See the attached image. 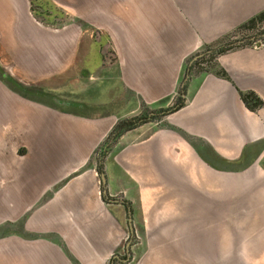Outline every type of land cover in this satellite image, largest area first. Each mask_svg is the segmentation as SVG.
I'll use <instances>...</instances> for the list:
<instances>
[{"label": "crops", "instance_id": "obj_1", "mask_svg": "<svg viewBox=\"0 0 264 264\" xmlns=\"http://www.w3.org/2000/svg\"><path fill=\"white\" fill-rule=\"evenodd\" d=\"M67 5L72 16L105 33L120 85L108 97L117 103L129 96V112L109 114L96 124H72L67 163L31 162L56 205L51 200L26 216L31 201L6 194L12 171L0 167V199L18 207L14 215L7 209L0 213V264H110L121 257L127 237L136 239L131 257L118 264H264V37L218 56L230 80L189 72L205 45L263 13L264 0H71ZM22 14L17 11V24ZM70 40L75 48V37ZM179 90L181 108L119 137L106 174L110 199L102 198L92 169L56 192L64 175L88 163L109 127L144 108L150 116L172 108ZM248 91L263 102L255 112L240 99L239 92ZM20 221L19 230L8 227Z\"/></svg>", "mask_w": 264, "mask_h": 264}, {"label": "rangeland", "instance_id": "obj_2", "mask_svg": "<svg viewBox=\"0 0 264 264\" xmlns=\"http://www.w3.org/2000/svg\"><path fill=\"white\" fill-rule=\"evenodd\" d=\"M70 1L0 0V167L12 171L10 191L6 190V194L31 201L32 209L27 208L26 216L51 200L55 205L57 201L50 193L45 195L47 185L37 180L31 162L41 167H51L54 162L67 163L72 158L71 143L66 142L74 129L72 124L85 120L96 124L109 114L125 117L129 112L126 109L129 96L117 103L108 97L109 93L113 97L120 85H116L113 77L116 72L113 52L106 44L105 33L72 16V5H69L71 12L67 7ZM18 10L24 12L19 24ZM72 37L76 39L75 48ZM135 116L122 118L109 127L102 141L92 149L88 163L74 175L66 174L64 179L60 175L64 182L62 187L55 188L56 192L66 187L70 179L92 169L102 198L110 199L107 182V193L103 195L100 174L108 175L118 148L116 143L128 131L117 126ZM42 192L44 199L38 196ZM58 195L63 200L62 194ZM16 204L1 197L0 213L7 209L10 215L16 214ZM22 224L23 221L10 222L8 227L19 230ZM128 239L120 249L122 255Z\"/></svg>", "mask_w": 264, "mask_h": 264}, {"label": "trees", "instance_id": "obj_3", "mask_svg": "<svg viewBox=\"0 0 264 264\" xmlns=\"http://www.w3.org/2000/svg\"><path fill=\"white\" fill-rule=\"evenodd\" d=\"M263 32L264 12L253 17L252 19L238 27L235 31L222 37L218 41L209 45H205L200 53L197 54L200 55V57H198V59H196L190 65L189 72L201 74L211 73L219 78L230 80L226 72L218 65V56L235 49L251 46L253 43L251 42V40L249 41V38L252 39L259 34H262ZM241 40L246 41L242 44H237V42ZM182 91L183 90H179L177 100L173 104L172 108L167 110H160L157 112V114H153L151 116L149 114H152V112L144 108L140 115L128 119L124 122L123 125H121V127L120 125H118L117 128L119 130H122V128L126 127L128 131H130L148 122L159 121L167 114L174 112L183 106L184 103L181 100ZM239 96L245 107L252 112L259 110L263 106L262 100L254 92H239ZM114 264L117 263L114 262Z\"/></svg>", "mask_w": 264, "mask_h": 264}, {"label": "water", "instance_id": "obj_4", "mask_svg": "<svg viewBox=\"0 0 264 264\" xmlns=\"http://www.w3.org/2000/svg\"><path fill=\"white\" fill-rule=\"evenodd\" d=\"M262 37H264V33L261 34ZM252 40H254V38H252ZM246 40H241V41H238L237 44H242L244 43ZM198 57H200V55H197L193 61H195L196 59H198ZM192 61V62H193ZM189 77V75H188ZM187 77V78H188ZM184 97V95H183ZM112 140V139H111ZM110 140V142H111ZM100 179H101V184H102V192H103V195H106L107 193V189H106V177H105V174L104 173H101L100 174ZM128 215H129V218H128V221H129V225L131 226L132 225V222H131V215H130V211H128ZM131 234H133V231H131ZM131 243H132V237L126 242V245H125V248H126V260L124 262H127L129 259H130V246H131ZM116 258V257H115Z\"/></svg>", "mask_w": 264, "mask_h": 264}, {"label": "flooded vegetation", "instance_id": "obj_5", "mask_svg": "<svg viewBox=\"0 0 264 264\" xmlns=\"http://www.w3.org/2000/svg\"><path fill=\"white\" fill-rule=\"evenodd\" d=\"M251 40V42L252 43H255V40H252V39H250L249 38V41ZM130 239V238H129ZM128 239V240H129ZM136 239L134 238V237H132V243L135 241ZM132 243H131V245H132ZM131 247V246H130ZM130 257H131V255H130ZM126 258H127V256H126V251H125V255H121V257H119V258H115V259H112L111 260V262H110V264H114V262H116L117 264H118V261L117 260H120V261H122V262H124L125 260H126ZM129 261V260H128ZM127 261V262H128ZM127 262H124V263H127Z\"/></svg>", "mask_w": 264, "mask_h": 264}, {"label": "built area", "instance_id": "obj_6", "mask_svg": "<svg viewBox=\"0 0 264 264\" xmlns=\"http://www.w3.org/2000/svg\"><path fill=\"white\" fill-rule=\"evenodd\" d=\"M254 45V44H253Z\"/></svg>", "mask_w": 264, "mask_h": 264}]
</instances>
